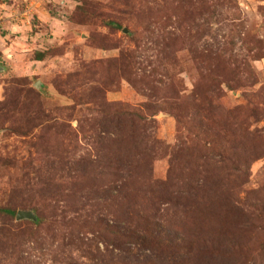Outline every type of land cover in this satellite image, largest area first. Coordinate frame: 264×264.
Wrapping results in <instances>:
<instances>
[{
	"label": "rangeland",
	"instance_id": "374dc122",
	"mask_svg": "<svg viewBox=\"0 0 264 264\" xmlns=\"http://www.w3.org/2000/svg\"><path fill=\"white\" fill-rule=\"evenodd\" d=\"M1 208L0 264H264V0H0Z\"/></svg>",
	"mask_w": 264,
	"mask_h": 264
},
{
	"label": "water",
	"instance_id": "95a60500",
	"mask_svg": "<svg viewBox=\"0 0 264 264\" xmlns=\"http://www.w3.org/2000/svg\"><path fill=\"white\" fill-rule=\"evenodd\" d=\"M15 218L17 220L19 219H31V220H35L36 216L31 212V211H17L15 214Z\"/></svg>",
	"mask_w": 264,
	"mask_h": 264
},
{
	"label": "trees",
	"instance_id": "16d2710c",
	"mask_svg": "<svg viewBox=\"0 0 264 264\" xmlns=\"http://www.w3.org/2000/svg\"><path fill=\"white\" fill-rule=\"evenodd\" d=\"M37 60H40L41 58H39V57H37L36 58ZM134 114L136 115L137 114V112H134ZM129 115V114H128ZM130 115H132V114H130ZM179 204V203H178ZM0 211L1 212H4V213H9V214H11V213H13L12 211H10V210H7V209H0Z\"/></svg>",
	"mask_w": 264,
	"mask_h": 264
}]
</instances>
